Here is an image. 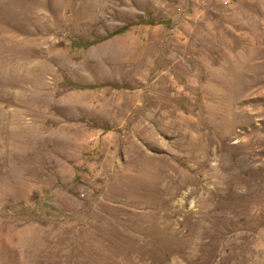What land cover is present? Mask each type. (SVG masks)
Returning a JSON list of instances; mask_svg holds the SVG:
<instances>
[{
  "label": "rangeland",
  "instance_id": "1",
  "mask_svg": "<svg viewBox=\"0 0 264 264\" xmlns=\"http://www.w3.org/2000/svg\"><path fill=\"white\" fill-rule=\"evenodd\" d=\"M0 264H264V0H0Z\"/></svg>",
  "mask_w": 264,
  "mask_h": 264
}]
</instances>
